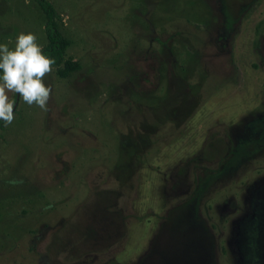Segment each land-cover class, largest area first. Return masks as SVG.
I'll use <instances>...</instances> for the list:
<instances>
[{"label": "rangeland", "instance_id": "obj_1", "mask_svg": "<svg viewBox=\"0 0 264 264\" xmlns=\"http://www.w3.org/2000/svg\"><path fill=\"white\" fill-rule=\"evenodd\" d=\"M49 1L80 68L51 66L44 108L8 92L0 264H238L264 186V0ZM44 21L0 0V43L43 46Z\"/></svg>", "mask_w": 264, "mask_h": 264}, {"label": "clouds", "instance_id": "obj_2", "mask_svg": "<svg viewBox=\"0 0 264 264\" xmlns=\"http://www.w3.org/2000/svg\"><path fill=\"white\" fill-rule=\"evenodd\" d=\"M55 62L44 54L32 32L18 33L12 48L0 43V120L9 124L14 118V102L8 92L19 94L28 105L46 106L50 87L42 78Z\"/></svg>", "mask_w": 264, "mask_h": 264}, {"label": "trees", "instance_id": "obj_3", "mask_svg": "<svg viewBox=\"0 0 264 264\" xmlns=\"http://www.w3.org/2000/svg\"><path fill=\"white\" fill-rule=\"evenodd\" d=\"M35 1L45 16L46 42L42 50L55 58L52 66L56 67L57 75L67 77L80 68V63L66 53L69 40L59 30L60 15L49 0ZM3 123L0 120V129ZM240 241L244 246L238 250V264H264V186L256 188L252 195L251 213L244 222Z\"/></svg>", "mask_w": 264, "mask_h": 264}, {"label": "water", "instance_id": "obj_4", "mask_svg": "<svg viewBox=\"0 0 264 264\" xmlns=\"http://www.w3.org/2000/svg\"><path fill=\"white\" fill-rule=\"evenodd\" d=\"M18 100V94L16 93V101Z\"/></svg>", "mask_w": 264, "mask_h": 264}]
</instances>
